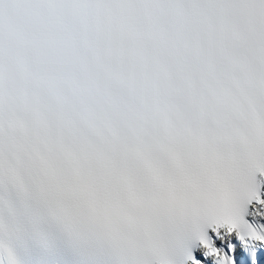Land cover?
Listing matches in <instances>:
<instances>
[{
  "label": "snow or ice",
  "instance_id": "obj_1",
  "mask_svg": "<svg viewBox=\"0 0 264 264\" xmlns=\"http://www.w3.org/2000/svg\"><path fill=\"white\" fill-rule=\"evenodd\" d=\"M0 264H264V0H0Z\"/></svg>",
  "mask_w": 264,
  "mask_h": 264
}]
</instances>
